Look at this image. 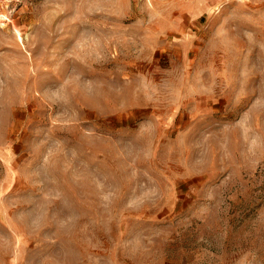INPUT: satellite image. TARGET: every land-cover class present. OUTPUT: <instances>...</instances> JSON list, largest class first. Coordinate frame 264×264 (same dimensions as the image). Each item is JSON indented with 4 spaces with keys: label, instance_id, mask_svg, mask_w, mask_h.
<instances>
[{
    "label": "rangeland",
    "instance_id": "374dc122",
    "mask_svg": "<svg viewBox=\"0 0 264 264\" xmlns=\"http://www.w3.org/2000/svg\"><path fill=\"white\" fill-rule=\"evenodd\" d=\"M0 264H264V0H0Z\"/></svg>",
    "mask_w": 264,
    "mask_h": 264
}]
</instances>
